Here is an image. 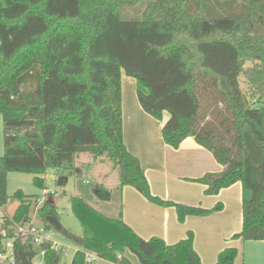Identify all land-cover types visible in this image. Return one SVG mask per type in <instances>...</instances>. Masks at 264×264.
Instances as JSON below:
<instances>
[{
    "label": "trees",
    "instance_id": "trees-1",
    "mask_svg": "<svg viewBox=\"0 0 264 264\" xmlns=\"http://www.w3.org/2000/svg\"><path fill=\"white\" fill-rule=\"evenodd\" d=\"M252 65L246 68V64ZM125 74L138 81L139 103L161 121L163 141L178 148L188 137L210 151L224 169L191 181L208 196L240 182L251 193L243 200V229L234 238L264 240V0H4L0 3V114L4 154L0 157V209L8 203V175H34L44 190L47 171L66 184L81 154L118 170L120 191L130 186L149 202L173 207L178 221L205 217L208 209L152 194L140 159L125 142L122 117L108 98L110 79ZM244 76L246 90L242 86ZM120 110V108H117ZM120 112V111H119ZM104 202L113 191L93 188ZM4 217L0 252L15 237L16 225L31 222L32 201L23 192ZM82 226L72 264L93 252L109 263L202 264L194 232L175 244L139 236L121 217L109 216L83 196L71 197ZM38 213L49 231L58 219L45 201ZM16 264H63L51 242L14 239ZM44 254L41 256V252ZM238 250L223 249L215 264H236ZM121 257V258H120Z\"/></svg>",
    "mask_w": 264,
    "mask_h": 264
},
{
    "label": "crops",
    "instance_id": "crops-1",
    "mask_svg": "<svg viewBox=\"0 0 264 264\" xmlns=\"http://www.w3.org/2000/svg\"><path fill=\"white\" fill-rule=\"evenodd\" d=\"M124 80L130 81L134 87V95L137 98L134 113L144 118L149 125L156 127L157 133L154 134L156 139L148 142L147 150L142 142H131L126 138L125 130L123 133L128 150L141 161L152 193L165 198V200L208 209L223 201L224 209L205 217L188 216L184 223H180L173 207H161L153 204L136 189L125 186L122 190L123 201L127 203V200L133 199V204L137 209L134 215H129L125 210L123 215H120L122 220L142 238L148 240L152 237H161L168 244L177 243L187 237L188 231H193L195 235L194 248L199 254L202 264H215L219 253L227 247H234L238 250L236 264H264V240L245 241L242 238H234V235L239 234L243 229V200L250 198L251 193L244 191L242 184L238 182L221 190L218 195H206L204 193L206 187L191 180L200 178L208 172H221L224 167L216 161L210 151L199 145L193 137L186 138L178 148L167 145L163 141L161 132L164 124L169 120L170 114L164 112L163 119L159 121L144 112L137 95L140 90L137 85L138 81L123 74L120 85ZM112 83L111 78L110 89ZM129 108L130 106L128 107L126 104L121 103L120 105L123 123L128 119V115H131ZM0 122L4 124L1 114ZM157 154L161 156L160 160L157 159ZM144 202H147L148 207L144 205L146 204ZM53 203L55 204V202ZM141 206H144V209L138 208ZM230 208L233 209L232 215L227 213ZM49 223L52 227L56 226L68 234L58 219L51 218Z\"/></svg>",
    "mask_w": 264,
    "mask_h": 264
},
{
    "label": "rangeland",
    "instance_id": "rangeland-1",
    "mask_svg": "<svg viewBox=\"0 0 264 264\" xmlns=\"http://www.w3.org/2000/svg\"><path fill=\"white\" fill-rule=\"evenodd\" d=\"M4 0H0L3 3ZM252 63L248 62L246 68L251 66ZM244 76L242 75V86L246 90L245 83L243 82ZM111 89L108 92V98H110L113 111L117 115H121L120 108L121 103L128 105L131 115H128L125 123L122 124L123 133L125 130L126 138L131 142H142L145 149L148 147V142H152L155 138L156 127L149 125L144 118L137 116L134 113V105L137 103V98L134 95V87L130 81L124 80L121 85L115 84L114 78H112ZM138 89L143 90V87L139 84ZM120 111V112H119ZM147 150V149H146ZM4 154V124L0 122V157ZM148 159V153H147ZM157 159L160 160L161 156L157 154ZM78 170L76 173L67 176L66 184L59 186L55 182V171L50 169L44 176L46 180V189L51 192V195L45 197V201H53L56 204V213L58 215V221L62 227L68 232L58 229V227H52L49 233L51 240L58 242L61 246L62 263L72 262V258L75 255L78 246L72 240V236L82 235V226L79 219L73 214L71 209V197L83 196L88 203L101 211L102 213L120 217L126 210L129 215H134L136 206L133 204V199L127 200V203L123 201L122 191H120V178L118 170L114 169L112 164L108 161H102L98 159L94 161L93 156L89 154H81L77 161ZM88 182V183H87ZM97 184H102L105 187L113 191V199L110 202H104L99 200L93 193V188ZM171 186H173L171 184ZM123 190V189H122ZM21 191L32 201L30 210V217L34 221V224L40 228L44 227V222L38 213L39 208L43 205L41 198L44 197V189L38 187L34 183V175L21 172H12L8 175L7 180V192L9 195L8 203L0 209V234L3 233L4 217H12L19 205V201L14 197L15 193ZM133 191V190H131ZM136 193V192H133ZM162 199H165L159 195L152 193ZM210 199V198H208ZM168 200V199H167ZM221 201V200H220ZM223 202V201H221ZM148 207L147 202H144ZM224 203V202H223ZM191 205V204H188ZM144 209V206L138 207ZM233 209H229L227 212L232 215ZM236 215V214H234ZM162 229V226H161ZM49 230V231H50ZM161 238V237H160ZM127 257L133 264H140L137 256L127 252ZM40 259H36L35 263H39ZM95 264H112L100 258H96Z\"/></svg>",
    "mask_w": 264,
    "mask_h": 264
},
{
    "label": "built area",
    "instance_id": "built-area-1",
    "mask_svg": "<svg viewBox=\"0 0 264 264\" xmlns=\"http://www.w3.org/2000/svg\"><path fill=\"white\" fill-rule=\"evenodd\" d=\"M88 183V182H87ZM54 194L49 190H44V197L41 198V201H45L47 195ZM50 231H47L44 227L40 228L34 224V221L31 219V222L25 224L16 225V233L14 238H10L4 242L3 250L0 252V264H16V254L14 250V239L19 236L29 235L32 237V243L35 246H43L46 242H51L53 248L57 251L61 250V246L58 242L51 240L49 236ZM44 252H41V256ZM97 256L93 252H86V260L89 263H95ZM121 258V257H120ZM72 264V263H70ZM118 264V263H112Z\"/></svg>",
    "mask_w": 264,
    "mask_h": 264
}]
</instances>
